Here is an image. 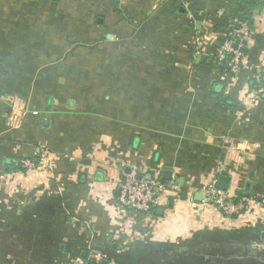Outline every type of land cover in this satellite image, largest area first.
<instances>
[{
  "label": "crops",
  "instance_id": "0c3cea01",
  "mask_svg": "<svg viewBox=\"0 0 264 264\" xmlns=\"http://www.w3.org/2000/svg\"><path fill=\"white\" fill-rule=\"evenodd\" d=\"M123 171L177 189L131 211ZM87 261L264 264V0H0V264Z\"/></svg>",
  "mask_w": 264,
  "mask_h": 264
},
{
  "label": "built area",
  "instance_id": "2783aa9c",
  "mask_svg": "<svg viewBox=\"0 0 264 264\" xmlns=\"http://www.w3.org/2000/svg\"><path fill=\"white\" fill-rule=\"evenodd\" d=\"M250 34L249 23L240 22L234 29L232 38L226 42L220 53V60L227 62L234 75L242 70L244 50L247 48ZM22 166L29 170L34 168L29 160L22 161ZM176 189L177 186L174 183L165 185L161 179H147L136 171H123L122 180L118 184V202L131 211L156 212L163 193ZM203 192L204 203L216 208L227 217H240L248 208L244 201H236L234 197L220 190L216 181L205 187Z\"/></svg>",
  "mask_w": 264,
  "mask_h": 264
},
{
  "label": "trees",
  "instance_id": "16d2710c",
  "mask_svg": "<svg viewBox=\"0 0 264 264\" xmlns=\"http://www.w3.org/2000/svg\"><path fill=\"white\" fill-rule=\"evenodd\" d=\"M242 21H248L247 19H245V20H242ZM247 49V48H246ZM246 49L244 50V53H246ZM222 65H223V69L224 70H226V72L229 74V75H231V76H233L234 74H232L231 73V70H230V68H229V66H228V64H227V62H223L222 63ZM235 198V200L236 201H244L245 203H246V201L245 200H243V197L242 196H239V195H237L236 197H234ZM233 218H237V217H233ZM86 264H92V263H90V262H85Z\"/></svg>",
  "mask_w": 264,
  "mask_h": 264
},
{
  "label": "water",
  "instance_id": "95a60500",
  "mask_svg": "<svg viewBox=\"0 0 264 264\" xmlns=\"http://www.w3.org/2000/svg\"><path fill=\"white\" fill-rule=\"evenodd\" d=\"M227 182H228L227 178L225 177L221 178L219 188L222 190H227L228 189Z\"/></svg>",
  "mask_w": 264,
  "mask_h": 264
},
{
  "label": "rangeland",
  "instance_id": "374dc122",
  "mask_svg": "<svg viewBox=\"0 0 264 264\" xmlns=\"http://www.w3.org/2000/svg\"><path fill=\"white\" fill-rule=\"evenodd\" d=\"M3 9H5V10H7L8 12L7 13H10L11 12V8L10 7H7V6H5V8H3ZM214 208V207H213ZM220 212V211H219ZM221 213V212H220ZM223 216H225L223 213H221ZM226 218H232V217H227V216H225ZM238 218V217H237ZM232 219H235V218H232Z\"/></svg>",
  "mask_w": 264,
  "mask_h": 264
}]
</instances>
